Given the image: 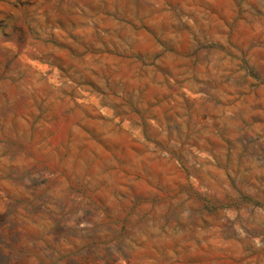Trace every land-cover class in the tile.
<instances>
[{"label": "rangeland", "instance_id": "obj_1", "mask_svg": "<svg viewBox=\"0 0 264 264\" xmlns=\"http://www.w3.org/2000/svg\"><path fill=\"white\" fill-rule=\"evenodd\" d=\"M0 264H264V0H0Z\"/></svg>", "mask_w": 264, "mask_h": 264}]
</instances>
